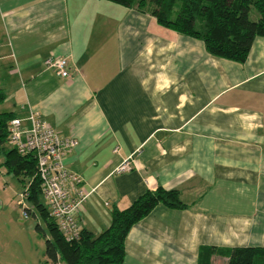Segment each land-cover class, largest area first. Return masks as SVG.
Here are the masks:
<instances>
[{
  "label": "crops",
  "instance_id": "0c3cea01",
  "mask_svg": "<svg viewBox=\"0 0 264 264\" xmlns=\"http://www.w3.org/2000/svg\"><path fill=\"white\" fill-rule=\"evenodd\" d=\"M66 58L60 78L43 62ZM0 113H36L75 146L63 167L88 196L79 229L176 190L131 226L120 264H196L201 247L264 248V38L242 63L108 0H0ZM125 161L129 169L116 171ZM210 264H226L212 255Z\"/></svg>",
  "mask_w": 264,
  "mask_h": 264
},
{
  "label": "trees",
  "instance_id": "16d2710c",
  "mask_svg": "<svg viewBox=\"0 0 264 264\" xmlns=\"http://www.w3.org/2000/svg\"><path fill=\"white\" fill-rule=\"evenodd\" d=\"M125 8L149 12L155 22L179 35L200 41L211 57L242 63L254 38H264V0H108ZM258 15L248 18L249 9ZM4 94L0 90V103ZM12 113H0V155L7 172L25 183L24 198L46 232L44 257L51 264H120L127 232L156 206L183 209L176 190L156 188L144 191L123 209H112L109 225L98 235L79 230L77 240L66 242L40 195L35 159L31 153L20 155L7 145V123ZM25 214L29 210L24 209ZM35 230L41 231L39 224ZM212 255L226 258V264H264V248L201 247L196 264H210Z\"/></svg>",
  "mask_w": 264,
  "mask_h": 264
},
{
  "label": "built area",
  "instance_id": "2783aa9c",
  "mask_svg": "<svg viewBox=\"0 0 264 264\" xmlns=\"http://www.w3.org/2000/svg\"><path fill=\"white\" fill-rule=\"evenodd\" d=\"M43 64L60 78L68 76L66 58H48ZM28 122V127L23 129L18 119L8 121L7 145L17 154L33 155L40 195L48 216L66 242L77 240L80 229L76 215L88 192L81 185L80 178L62 165L63 155L75 146V141L60 137L36 113L29 115ZM128 169V163L123 161L116 171Z\"/></svg>",
  "mask_w": 264,
  "mask_h": 264
},
{
  "label": "rangeland",
  "instance_id": "374dc122",
  "mask_svg": "<svg viewBox=\"0 0 264 264\" xmlns=\"http://www.w3.org/2000/svg\"><path fill=\"white\" fill-rule=\"evenodd\" d=\"M248 18L258 15L249 9ZM25 183L9 174L0 155V264H51L43 255L46 232L24 198ZM29 210V214L24 213ZM39 224L41 231H36Z\"/></svg>",
  "mask_w": 264,
  "mask_h": 264
}]
</instances>
